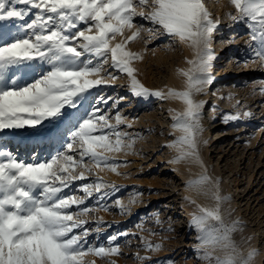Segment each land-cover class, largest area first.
<instances>
[{
  "label": "snow or ice",
  "instance_id": "1",
  "mask_svg": "<svg viewBox=\"0 0 264 264\" xmlns=\"http://www.w3.org/2000/svg\"><path fill=\"white\" fill-rule=\"evenodd\" d=\"M227 2L234 10L226 13L229 27L240 23L248 30L247 49L241 50L244 63L264 70V0ZM220 24L207 0H0V264H96L89 256L118 264L113 258L124 255L121 237H136L119 231L101 241L105 226L111 225L103 216L88 219L113 207L122 215L130 212L120 198L112 200L123 186L100 175L127 178L120 169L130 162L120 157L141 154L136 144L144 137L126 130L135 118L129 119L120 108L126 97L104 92L122 77L134 98L183 105L182 111L169 109L172 129L180 135L164 147L176 153L170 163L202 169L186 181L185 189L213 201L204 206L191 195L184 197L195 206L189 227L197 233L194 250L199 259L203 264H252L260 252L241 254L234 240L242 231L239 221L225 223L222 211L230 197L221 195L219 179L209 174L201 156V146L208 143L202 139L207 102L197 97L207 95L215 82L212 72L218 56L213 42ZM154 35L168 38L166 50L176 45L190 50L188 67L176 69L183 89H151L138 78L135 65L150 51L147 45ZM133 44L144 47L134 51ZM151 51L154 55L155 49ZM255 83L259 88L252 94L258 91L264 97V78ZM221 99L235 97L229 93ZM233 107L240 108V101ZM212 110L219 111L218 106ZM252 117L250 110L221 112L224 123ZM17 141L13 151L9 145ZM20 147L27 149L25 157L18 155ZM139 195L134 193L128 204H135ZM153 222L162 231H173L162 227L159 212ZM136 227L159 235L145 229L143 222ZM139 239L145 252L163 247L144 236ZM218 249L225 255H215ZM132 258L139 264L151 261L140 251ZM168 264L175 262L169 259Z\"/></svg>",
  "mask_w": 264,
  "mask_h": 264
},
{
  "label": "rangeland",
  "instance_id": "2",
  "mask_svg": "<svg viewBox=\"0 0 264 264\" xmlns=\"http://www.w3.org/2000/svg\"><path fill=\"white\" fill-rule=\"evenodd\" d=\"M207 6L213 14V18L221 21V31L214 34L213 50L218 56L219 64H214L217 70L216 76L221 79L217 91L219 96L214 101L216 85L207 89V95L198 96V100L207 102L204 109L202 123L205 131L202 139L207 140V145L201 146V156L208 168L209 174L220 181V193L230 197L223 205L225 223L239 221L242 231L234 234V240L241 245H254L259 251L264 250V108L260 107L264 97L258 91L253 95V89L259 88L255 83L257 78H264V70L259 64L251 62L245 64V55L241 50L247 49L246 42L249 40L248 30L243 24L232 23L226 16L228 11H234L228 5L227 0H207ZM145 27L149 25L143 22ZM148 34L145 33V38ZM231 40V43L227 41ZM169 40L166 36L154 35L149 41L142 62L135 67L139 70L138 78L151 89H162L166 87L181 90L184 88V80L176 74V69L187 68L185 58L191 57V52L183 45H176L171 50H166ZM132 49L138 51L144 47L143 44H133ZM152 49H155L153 55ZM250 59V58H249ZM239 61V62H238ZM212 72V74H213ZM245 82H248L247 84ZM127 79L122 77L114 85L105 86L104 92L107 96L119 95L126 97L120 104L123 114L129 119L135 118L133 127L128 131L140 133L144 138L136 144V149L141 153L134 156H121L120 159L130 163L121 168L122 173L128 176H116L112 173H101L105 180L114 182L117 186H123L112 200L120 198L128 207L130 212L122 215L113 207L110 212H97L96 217L103 216L111 227L105 226L100 240L103 241L109 235L119 231L136 233V237H121V257H114L118 264H139L132 257L140 251V255L151 256V261L145 264H157L163 262L168 264L171 259L175 264H203L195 252L197 233L190 229L188 220L181 221L182 210H188L190 215L195 210L194 205L188 204L184 197L188 194L185 183L189 178L198 175L202 169L190 163L172 164L169 161L176 154L174 150L164 147L176 136L180 135L172 129V113L169 109L182 111L183 105L178 101H160L156 98L141 100L132 97L126 87ZM125 85V87H121ZM231 93L235 99H221ZM240 101L241 107L234 108L236 101ZM151 103H154L151 105ZM111 102H109V105ZM217 105L219 111H213L212 106ZM247 105V109L243 106ZM250 110L253 117L246 121L224 123L221 112L231 113L236 111ZM210 111L215 113V119L206 117ZM166 113L167 118L160 117ZM163 114V115H162ZM151 129L152 131H148ZM162 133V134H161ZM216 142H213L215 141ZM9 147L17 151L16 144ZM20 157L27 155V149L20 147ZM79 183V182H77ZM67 191V190H65ZM134 193H139L137 202L129 205V200ZM198 204L204 205V201L198 200ZM226 211L228 213H226ZM159 212L160 219L164 221L163 228L169 226L171 232L162 231L153 222V214ZM143 222L145 229H151L159 235H149L148 231L141 232L136 225ZM93 226L94 225H91ZM243 233L244 238L251 237L248 243L238 239ZM139 236H144L152 243H162L159 252L148 253L140 248ZM125 239H130L131 244L125 245ZM95 240V235L89 237V241ZM88 260H96V264H106L105 261L89 256Z\"/></svg>",
  "mask_w": 264,
  "mask_h": 264
},
{
  "label": "clouds",
  "instance_id": "3",
  "mask_svg": "<svg viewBox=\"0 0 264 264\" xmlns=\"http://www.w3.org/2000/svg\"><path fill=\"white\" fill-rule=\"evenodd\" d=\"M192 194L195 196V198H193V199H195L196 201H198V200L204 201L205 202L204 206H212L213 205V201L209 196L198 195L194 192ZM236 243L239 246V250H240L241 254H243L245 256L248 254V252L250 250L257 249L254 245H251V244L244 246V245L239 244L238 242H236ZM259 252H260V255H258L255 258V260L252 261V264H264V250L259 251ZM214 254L219 255V256H223V255H225V252L218 249Z\"/></svg>",
  "mask_w": 264,
  "mask_h": 264
},
{
  "label": "bare ground",
  "instance_id": "4",
  "mask_svg": "<svg viewBox=\"0 0 264 264\" xmlns=\"http://www.w3.org/2000/svg\"><path fill=\"white\" fill-rule=\"evenodd\" d=\"M214 64L218 65L219 64V61H215ZM213 70H214V68H213ZM216 74H217V70H215L213 72V76L215 77L214 85H216V87H215V90L216 91L214 93V101L219 97L217 95V91H218V88L220 86V81H221V79H218V77L216 76ZM153 104L154 103H151V105H153ZM167 117H168V115L166 113H164V115L161 116L160 118L163 119V118H167ZM206 118L209 119V120L210 119L211 120L215 119V113L213 111H210V115L207 116ZM213 142H216V139ZM188 195H190V194H188ZM226 213H228V212L226 211ZM179 217H180V220L181 221H186V220L190 221V219H191V215H190V212L188 210H182V213L180 214ZM238 239H242V240L244 239L243 233H241L240 235H238Z\"/></svg>",
  "mask_w": 264,
  "mask_h": 264
}]
</instances>
